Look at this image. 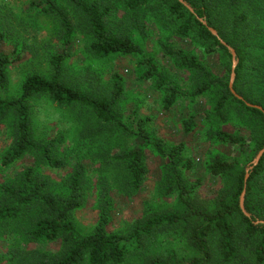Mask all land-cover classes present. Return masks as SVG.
Wrapping results in <instances>:
<instances>
[{
	"label": "trees",
	"instance_id": "16d2710c",
	"mask_svg": "<svg viewBox=\"0 0 264 264\" xmlns=\"http://www.w3.org/2000/svg\"><path fill=\"white\" fill-rule=\"evenodd\" d=\"M191 10L180 0H40L41 11L56 18L63 31V50L50 55V74L32 73L22 82L17 97L0 96V119L10 114L15 117L16 137L13 146L2 158L4 166H10L19 159L33 154L48 166L59 168L64 160L55 153L63 142L62 136H55L44 142L36 139L33 131L32 100L39 95L50 98L59 108H76L89 112L95 119L101 133H117L124 136H139L144 145L126 149L120 155L122 182L127 191L136 193L142 187L148 166L145 160L146 146L167 159L166 190L177 192L183 210L152 212L135 223L125 232L109 231L111 223V198L105 186L100 191L101 211L89 232H81L74 219V213L86 201V168L75 165L67 180L65 194L58 195L50 190V180L38 176L33 167L25 168L17 181L0 187L5 201L0 204V229L9 227L24 243L42 244L63 239L67 248L61 255H52L39 249L12 248L9 253H0V262L10 264H123L129 255L138 250L143 238L165 226L184 224L189 226L188 240L193 253L187 260H180L174 250L166 258L155 257L148 264H264V155L250 170L247 182L245 205L251 216L243 213L240 197L245 186V176L251 158L264 148V112L248 106L236 97L229 87L230 75L223 80L213 73L196 54L185 51L168 40H159L164 55L172 58L180 67L192 70L198 81L189 90H183L166 77L154 56L145 51L144 45L127 33H115L110 28V19L122 12L123 21L131 20L135 28L146 39L147 28L143 17L158 18L165 31L193 42L209 46L210 51H223L230 59L232 53L227 45L210 27L218 30L216 24L218 6L226 0H185ZM264 3V0H262ZM71 12L84 22L89 36L91 52L99 58L132 55L138 57L140 77L155 80L164 92V108L171 109L183 96L197 97L207 92L215 93L210 117L225 121L233 108L240 116L260 121L261 132L256 140V150L249 156L246 139L242 134L217 129L216 140L232 144L240 150V157L224 159L216 154L209 164V170L217 175L235 172L237 184L227 198L220 197L214 208H198L191 200L193 186L184 178L183 169L191 162L185 159L183 144L166 145L146 127L147 118L133 119V125L119 111V102L124 92L123 76L115 72L111 76V92L107 96L88 93L82 88L64 80L66 61L70 56V43L74 34ZM245 17L236 16L234 25L242 27ZM2 35L0 33V39ZM223 38H225L223 36ZM226 39V38H225ZM232 44L239 60L234 83L235 90L245 100L259 104L252 99L240 81L247 68L248 57L243 49ZM21 57L20 53L4 54L0 51V85L8 80V67ZM231 73V66L228 67ZM195 114L188 119L191 129Z\"/></svg>",
	"mask_w": 264,
	"mask_h": 264
},
{
	"label": "rangeland",
	"instance_id": "374dc122",
	"mask_svg": "<svg viewBox=\"0 0 264 264\" xmlns=\"http://www.w3.org/2000/svg\"><path fill=\"white\" fill-rule=\"evenodd\" d=\"M39 2L40 0H0V51L4 54L16 52L21 55L8 67L7 83L5 86L0 85L1 97H17L23 80L32 73L50 74V55L63 50V31L59 23L55 17L41 11ZM219 5L216 24L221 28L223 36L240 46L248 57L240 84L252 99L264 102V3L262 0H226ZM71 15L74 34L64 80L88 93L107 96L111 92L112 74L120 73L125 84V92L119 102L120 113L131 125L135 118H147L148 130L166 145L183 144L185 159L191 162L190 167L183 169V173L189 185L194 187L190 195L194 205L211 209L220 197L228 198L237 184L236 173L217 175L209 170V164L216 154L229 160L240 157L241 154L236 146L218 142L215 133L217 129H223L242 134L246 139L247 152L252 156L261 132L260 121L240 116L234 108L225 121L210 117L215 101L214 92H207L193 99L183 96L171 109L164 108V92L157 87L155 80L140 77L138 57H97L90 50L84 22L72 12ZM236 16L245 17L242 27L234 25ZM143 20L147 28L144 41L134 27L130 28L131 20L123 21L122 12H117L110 19V28L115 33H127L138 43H142L145 51L158 61L168 80L181 89L189 90L193 87L198 76L164 55L159 44L161 39L196 54L223 80H227L229 75L231 78L228 67L231 66L232 71L233 60L223 51H210L206 44L165 31L158 18L146 15ZM223 36L219 34L218 37L227 42ZM229 45L234 48L232 44ZM193 114V124L189 129L187 121ZM32 116L33 131L38 141L44 142L59 135L64 138L55 151L64 160V166H48L33 154L10 166H4L3 155L13 146L16 137L15 117L10 114L0 119V187L14 183L25 168L33 167L38 176L50 180V190L62 196L75 165L83 164L86 168V201L74 213L76 226L83 233L91 231L99 217L100 191L105 186L111 198V232L127 231L147 213L183 210L177 192L166 190L167 159L149 146H146L145 157L148 175L142 187L136 193L125 189L119 165L120 155L126 149L144 145L145 141L141 137L112 134L109 131L101 133L89 112L76 108H59L43 95L32 100ZM4 201L5 197L0 190V204ZM188 229L189 226L184 224L156 229L152 235L143 238L138 250L129 255L123 264H148L155 257L166 258L170 250H174L180 260H187L194 254L188 240ZM14 233L9 227L0 229L1 254L9 253L14 247H21L61 255L67 248L63 239L29 245L13 236ZM0 264L10 263L1 261Z\"/></svg>",
	"mask_w": 264,
	"mask_h": 264
},
{
	"label": "water",
	"instance_id": "95a60500",
	"mask_svg": "<svg viewBox=\"0 0 264 264\" xmlns=\"http://www.w3.org/2000/svg\"><path fill=\"white\" fill-rule=\"evenodd\" d=\"M180 1H182L187 7H189L191 10H193V7L191 5H189L185 0H180ZM210 28H211V31L213 32V34L219 36V33H218V31L216 29H214L212 27H210ZM224 43L227 45V47L229 48V50L232 53V60H233V64H234L232 66L231 78H230V82H229L230 90L232 91V93L236 97H238L239 99L244 100L248 106L259 108V109H261L264 112L263 106L245 100L244 97L235 90V88H234V83H235V78H236V70L235 69H236V66L238 65V61L239 60L237 59L236 50L233 47H231L227 42H224ZM263 155H264V148H262L258 152V154L254 158V160L247 167V172H246V176H245V186H244V190L242 191V194H241V197H240L241 209H242L243 213H245L247 216H251V214L247 211L246 205H245V197H246V192L248 190L247 189V182H248V178L250 176V170L253 169L254 166H256L259 163V161H260V159L262 158ZM257 222L264 223V220H258Z\"/></svg>",
	"mask_w": 264,
	"mask_h": 264
}]
</instances>
